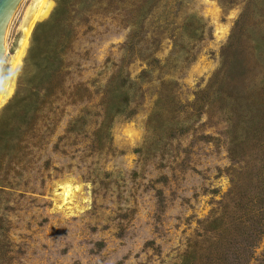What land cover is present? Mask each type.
Masks as SVG:
<instances>
[{
	"label": "rangeland",
	"instance_id": "374dc122",
	"mask_svg": "<svg viewBox=\"0 0 264 264\" xmlns=\"http://www.w3.org/2000/svg\"><path fill=\"white\" fill-rule=\"evenodd\" d=\"M50 2L0 105V264H264V0Z\"/></svg>",
	"mask_w": 264,
	"mask_h": 264
},
{
	"label": "bare ground",
	"instance_id": "6f19581e",
	"mask_svg": "<svg viewBox=\"0 0 264 264\" xmlns=\"http://www.w3.org/2000/svg\"><path fill=\"white\" fill-rule=\"evenodd\" d=\"M50 9H51L50 0H32V2L26 7L25 13H23L24 16H23V21L21 24L22 37H21V40H20L19 45L16 48L15 52L13 54H11V56H10L9 75H8L6 81H4L3 85L0 88V105L2 104V102L7 97L10 96V94L13 91L15 72L21 64V58H22V55H23V53L27 47L29 35L31 33L32 27L34 26V24L36 22L45 18L48 15ZM7 31H8V26H7L6 33H7ZM6 33H5V41H4V46H5L4 55L7 53V47H8L6 45V43H7L6 42ZM70 188L71 187L69 184L64 186V191H63V193L65 195L64 199L70 193Z\"/></svg>",
	"mask_w": 264,
	"mask_h": 264
},
{
	"label": "water",
	"instance_id": "95a60500",
	"mask_svg": "<svg viewBox=\"0 0 264 264\" xmlns=\"http://www.w3.org/2000/svg\"><path fill=\"white\" fill-rule=\"evenodd\" d=\"M20 1L21 0H0V62L5 51L4 41L7 26Z\"/></svg>",
	"mask_w": 264,
	"mask_h": 264
}]
</instances>
